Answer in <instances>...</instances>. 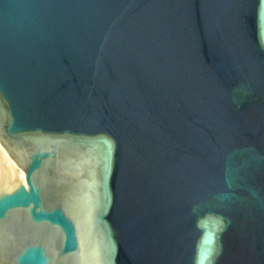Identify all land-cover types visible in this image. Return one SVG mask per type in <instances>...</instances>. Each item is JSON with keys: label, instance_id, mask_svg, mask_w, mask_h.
Returning <instances> with one entry per match:
<instances>
[{"label": "water", "instance_id": "water-1", "mask_svg": "<svg viewBox=\"0 0 264 264\" xmlns=\"http://www.w3.org/2000/svg\"><path fill=\"white\" fill-rule=\"evenodd\" d=\"M0 264H264V0H0Z\"/></svg>", "mask_w": 264, "mask_h": 264}, {"label": "bare ground", "instance_id": "bare-ground-1", "mask_svg": "<svg viewBox=\"0 0 264 264\" xmlns=\"http://www.w3.org/2000/svg\"><path fill=\"white\" fill-rule=\"evenodd\" d=\"M0 154H1V161L4 167L14 176L16 177L21 183H24V174L23 171L20 170L12 160L7 156L5 151L0 145Z\"/></svg>", "mask_w": 264, "mask_h": 264}, {"label": "snow or ice", "instance_id": "snow-or-ice-1", "mask_svg": "<svg viewBox=\"0 0 264 264\" xmlns=\"http://www.w3.org/2000/svg\"><path fill=\"white\" fill-rule=\"evenodd\" d=\"M214 239L212 246L207 247L203 250L202 259L199 264H213V258L218 253V248L216 246L215 234H213Z\"/></svg>", "mask_w": 264, "mask_h": 264}]
</instances>
